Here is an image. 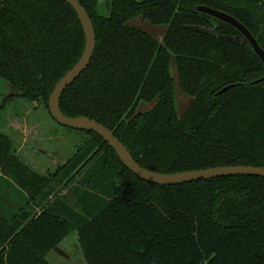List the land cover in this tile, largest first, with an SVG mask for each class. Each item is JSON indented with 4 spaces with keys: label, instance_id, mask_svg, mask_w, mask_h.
<instances>
[{
    "label": "trees",
    "instance_id": "1",
    "mask_svg": "<svg viewBox=\"0 0 264 264\" xmlns=\"http://www.w3.org/2000/svg\"><path fill=\"white\" fill-rule=\"evenodd\" d=\"M80 2L97 46L61 98L65 114L107 126L140 165L157 172L264 167V63L237 27L198 10L205 5L234 16L264 49V0H111L108 16L98 12V0ZM137 16L168 25L163 41L126 24ZM84 48L69 3L0 0V76L15 95L49 109L55 84ZM172 54L180 88L191 97L183 116ZM142 101L154 105L138 112ZM81 132L86 142L48 176L25 164L0 132V176L28 196L17 212L0 213V264H51L48 254L73 230L89 264H264V177L155 184L127 168L98 133ZM63 189L76 207L59 196Z\"/></svg>",
    "mask_w": 264,
    "mask_h": 264
},
{
    "label": "rangeland",
    "instance_id": "2",
    "mask_svg": "<svg viewBox=\"0 0 264 264\" xmlns=\"http://www.w3.org/2000/svg\"><path fill=\"white\" fill-rule=\"evenodd\" d=\"M98 12L101 15L108 16L111 12V0H98ZM126 24L128 26L137 27L149 32L159 41H163L165 33L168 29V25H155L147 19H144L142 16H137L129 20ZM170 68L175 80L176 108L179 116H183L190 106L191 97L185 94L180 88L176 59L173 54L171 56ZM14 93L16 92L11 88L7 80L0 76V132L7 135L9 134L16 153L17 151L20 152L19 146L25 145V164H27L32 170L44 176L51 175L59 167H61L62 164H64L63 160L59 156H54L55 160L52 161L49 155L47 156L41 154L39 150H34L32 147V144L34 143V139L32 137L33 135H31L27 141L25 139L26 137H24V134L21 137L20 135L12 137L11 133H13V130L9 128V122L11 120L28 121L31 124L38 122V124L43 126V128H48L46 121H54V119L45 103H35L28 100L27 98L15 95ZM153 105V102L148 103L142 101L139 103L137 111L144 112L152 108ZM52 129L49 126L48 129H44V131L41 133L45 134V131H51L53 133H57V131L59 132L58 139L49 141L48 143L51 145H47V148L54 149L50 148V146H56L58 144V150H61V152L64 153V156L66 157L65 162L71 159L87 140L88 135L84 132L69 129L60 125L59 123L55 129L57 130L56 132H54V129ZM61 133L65 135H61ZM41 142L42 143H38V147L42 148L45 146L44 148H46L44 139L41 140ZM60 144H63L64 146ZM50 155L54 154L50 152ZM63 195H66L67 202L70 205L76 207V197L68 189H63L61 194H59L61 197ZM27 197L26 191L19 187L15 181L6 176H0V213L3 211V213H7L8 215L9 210L12 213L17 212L26 205V202L28 201ZM5 209L9 210L5 212ZM11 212L10 214H12ZM56 248L47 256L51 264H89L84 258V253L79 242V233L77 230H73Z\"/></svg>",
    "mask_w": 264,
    "mask_h": 264
},
{
    "label": "water",
    "instance_id": "3",
    "mask_svg": "<svg viewBox=\"0 0 264 264\" xmlns=\"http://www.w3.org/2000/svg\"><path fill=\"white\" fill-rule=\"evenodd\" d=\"M61 1L69 3L77 12L85 33V48L79 60L58 80L49 96V110L51 116L57 123L67 128L77 129L79 131L98 133L115 150L116 154L127 168H129L140 178L151 183L172 186L190 183L200 179L236 175H254L264 177V167L255 165H227L173 173L157 172L140 165L135 160L127 146L107 126L86 115L70 116L65 114L61 108V98L68 86H70L88 68L96 50L97 35L93 20L80 0ZM198 10L208 13L237 27L240 32H242V34L250 41L254 50L264 63V49L260 46L251 31L237 18L226 12L205 5L198 6ZM186 27L192 30L211 32L232 41H241L242 39L241 36L232 37L228 35H220L213 29L199 25H186ZM262 80H264V76L259 81ZM231 87H233V85L226 86L222 88L217 94H221L229 90Z\"/></svg>",
    "mask_w": 264,
    "mask_h": 264
},
{
    "label": "crops",
    "instance_id": "4",
    "mask_svg": "<svg viewBox=\"0 0 264 264\" xmlns=\"http://www.w3.org/2000/svg\"><path fill=\"white\" fill-rule=\"evenodd\" d=\"M14 94H16V93H14ZM46 124L48 125V128H49V126L51 127V129L53 128L54 132L57 131L55 129H56L58 123L55 120L54 121H46ZM9 128L13 130V133H11L12 137H15L18 135H20V137H21L24 134L25 135L24 137H26L25 139L27 141V139L30 138L31 135H33L32 137L34 139V143H33L34 146L32 144V147L34 148V150H39L41 154H44L47 156L49 155V157L52 159V161L55 160L56 156H59L63 160L64 164L66 163L65 162L66 157L64 156V153H62L61 150H58V148H57L58 144L56 146H54V145L50 146V148H54V149L47 148V145H51L48 143L49 141L58 139V136H59L58 131H57V133H53L51 131L50 132L45 131V134H43L41 132L44 131V129H48L47 127L43 128V126L39 125L38 122L31 124L28 121H21V120H11L9 122ZM61 135H65V134L61 133ZM43 139L45 141L46 148H44L45 146L42 148L38 147V143H42L41 140H43ZM26 143H28V142H26ZM60 145H63V144H60ZM19 148H20V152L17 151V155L19 157H21L22 161L26 162V158L24 156V154H26L25 145L19 146ZM50 152H52L54 155H50ZM22 155H23V157H22ZM64 164H62V165H64ZM31 167H33V166H31Z\"/></svg>",
    "mask_w": 264,
    "mask_h": 264
}]
</instances>
